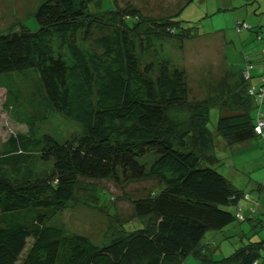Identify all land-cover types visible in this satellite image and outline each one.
<instances>
[{
	"label": "trees",
	"instance_id": "trees-1",
	"mask_svg": "<svg viewBox=\"0 0 264 264\" xmlns=\"http://www.w3.org/2000/svg\"><path fill=\"white\" fill-rule=\"evenodd\" d=\"M190 1L173 15L152 17L130 2L112 0L106 9L100 0H42L37 30L17 21L0 32V87L7 88V103L26 106L20 120L30 127L11 134L0 150V264H184L191 255L198 264L260 263L264 239L250 237L215 258V240L207 237L257 213L237 217L252 193L212 165L217 136L228 146L264 141L253 113L261 103L245 77L253 62L226 71L216 94L191 100L185 67L165 52L168 42L182 50L203 35L176 17ZM242 22L239 33L264 40L262 28ZM139 51L157 60L144 62ZM259 59L264 66V53ZM14 74L34 76L22 90ZM213 107L221 111L215 130ZM50 111L79 123L82 134L65 141L38 136L35 123ZM173 111L187 112L188 121ZM144 178L158 186L134 199L135 218L109 214L112 235L102 244L50 223L85 186L101 202L105 189L97 182ZM263 189L260 182L256 190ZM143 218L141 226L125 227Z\"/></svg>",
	"mask_w": 264,
	"mask_h": 264
},
{
	"label": "rangeland",
	"instance_id": "rangeland-1",
	"mask_svg": "<svg viewBox=\"0 0 264 264\" xmlns=\"http://www.w3.org/2000/svg\"><path fill=\"white\" fill-rule=\"evenodd\" d=\"M41 1L0 0V32L9 29L17 21L23 22L31 30H37L39 23L35 14ZM100 1L106 9L113 6L112 0ZM242 1L191 0L176 16L178 19L185 21V25L197 26L199 32L203 33L198 38L186 41L182 50L175 41L168 42L165 45V52H168L176 61L182 63L187 71L190 88L189 98L191 100L205 99L220 91L219 82L226 74L227 66L225 63L223 64L220 45L216 42L221 38L222 32H227L226 38L232 39L238 46L240 34L243 36L247 33L242 32L239 34L235 29L237 27V25L235 27V24L234 26L232 24V27H226L233 11L245 9ZM117 2L120 6H125L126 3L130 2L147 16L160 17L179 12L188 0H117ZM229 49L230 46L225 48L224 53L229 55ZM139 55L144 62L157 60V56L153 52L141 53L139 51ZM232 58V56H228L227 65L230 66ZM33 76L34 74L27 77L22 74H14L13 80L16 89L21 88L24 90L21 86L22 81L32 79ZM7 99V88L0 87V150L3 149L4 142L11 134H28L30 132V127L20 120V114L26 109V106L18 100L11 105L7 103ZM172 113L180 121L186 122L189 119V114L185 111H173ZM220 113L218 107L211 109L209 127L212 130H215ZM35 132L38 136L50 134L59 141H65L75 135H81L83 129L79 123L50 111L47 119L36 121ZM215 141V155L218 161H215L212 165L236 187L247 191L251 190L253 201H241L244 212L248 213L255 204L257 206L254 221H235L226 227L225 232L209 231L207 233V237L210 240L214 239L217 246L214 254L215 258H223L248 243L250 237L251 240L264 239V189L262 191L256 190L255 185H252L250 181L251 176L262 178L258 175L263 173L264 167L260 169L261 163L256 164L257 155L251 158L253 156L251 153L254 150H239L242 144L223 145L224 139L221 136H217ZM47 167H50V165L47 164ZM157 184L158 181L154 178H144L124 183L103 180L97 182L99 187L105 189L101 193V202L85 186L77 193L74 200L69 202L64 209L50 220V223L62 227L68 232L85 235L96 244H102L112 235L111 224L113 220L110 215L117 213L120 219L135 218L133 217L134 199L146 196L150 189H155L158 186ZM259 201L260 205H257ZM257 218L261 219L262 222L256 221ZM147 219L130 221L125 227L133 229L141 226L139 221L146 222ZM184 264H198V259L191 255L185 259ZM259 264H264V250Z\"/></svg>",
	"mask_w": 264,
	"mask_h": 264
},
{
	"label": "crops",
	"instance_id": "crops-1",
	"mask_svg": "<svg viewBox=\"0 0 264 264\" xmlns=\"http://www.w3.org/2000/svg\"><path fill=\"white\" fill-rule=\"evenodd\" d=\"M242 2H243V5L245 6V9H242L241 11L240 10L235 11V12L233 11L230 14L229 24H227L226 27L228 28L232 27V24L233 26L235 24V27H236V25H238L239 23L243 21L242 23H245V24L247 23L257 28H262L263 35H264V0H246V1L243 0ZM221 34H222L221 36L222 39L220 38L219 40H217L216 43H219L220 45V49H221L220 54L223 59V64L225 63V65L227 66L226 70L228 71L229 69H231V67L233 68L239 67L242 64H244L245 61L247 60H249L250 62L252 61L254 64L253 63L252 65L250 64V66H248L247 68V71L250 76V82L256 86L261 85L263 66L261 65L262 63L259 58L261 57V54L264 52L263 51L264 40H262L259 37H256L257 33L255 34V32L253 33L247 32L243 36H241L242 34L239 33L240 34L239 45L237 46L232 39L226 38L227 32H222ZM229 46H230V49L228 53L230 56L233 57L232 61L230 62V66L229 64L227 65L226 63L229 55L224 53V49L228 48ZM260 112L264 113V100L259 105V107L255 109V111H253L256 117L259 115ZM241 144H242V147H240L239 150H242V151L245 149H248V151L254 150V152L251 153L253 154L251 158H254L257 155L258 158L256 157L257 159L256 164L261 163L260 169L263 168L264 167V164H263L264 141L263 139L259 137L257 139H253L248 142L241 143ZM260 176L262 177L260 179L253 178L252 176L250 177V181L252 182V185H255L256 188L260 182L264 183V171L263 173H260L258 175V177ZM248 191H251V190H248Z\"/></svg>",
	"mask_w": 264,
	"mask_h": 264
},
{
	"label": "built area",
	"instance_id": "built-area-1",
	"mask_svg": "<svg viewBox=\"0 0 264 264\" xmlns=\"http://www.w3.org/2000/svg\"><path fill=\"white\" fill-rule=\"evenodd\" d=\"M242 27H249V25L243 23ZM237 30L240 31L241 27L238 26ZM263 51H264V48H263ZM245 77H247V78L250 77L248 71H245ZM261 80H262V84L261 85H259V86L252 85L249 88L250 95H252L256 99V101L259 102V103H262L263 100H264V66H263V73H262ZM256 130L260 134H262L264 136V113H262V112L259 113V119H258V123H257V126H256ZM245 198H246L247 201H251L252 200V196L250 194H247ZM257 205H260V202H258ZM256 210H257V207H256V204H255L254 206H252V209H250V212L255 213ZM237 217L239 219H242V220L245 218L244 208H243V206L241 204L238 205V207H237ZM254 264H258V262H255Z\"/></svg>",
	"mask_w": 264,
	"mask_h": 264
}]
</instances>
